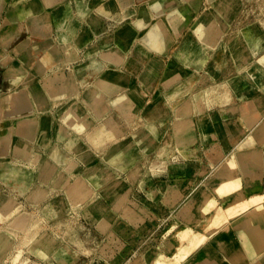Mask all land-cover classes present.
<instances>
[{"label":"crops","instance_id":"obj_1","mask_svg":"<svg viewBox=\"0 0 264 264\" xmlns=\"http://www.w3.org/2000/svg\"><path fill=\"white\" fill-rule=\"evenodd\" d=\"M107 2L111 5L108 9ZM28 3L35 4V15L24 13ZM229 3L230 0H57L52 3L49 0H0V71L4 73L0 75V171L11 164L26 168L31 175L23 189L11 187L0 179V199L5 201L0 206V237L5 243L0 250V264L14 260L21 251V242L25 241L21 227L37 223V209L53 198L61 179H69L61 165L52 162L50 150H61L67 160L72 157L80 162L83 156L78 149L71 156L73 150L67 147L72 138L63 122L67 115L75 120L84 119L98 108L100 115L90 116L94 120L93 126L85 130L100 127L108 131L114 135L107 145L111 147L130 137L117 135L123 131L118 122H123L121 114L141 115L144 150L148 155L158 156L157 161L167 160L163 150L166 145L172 147L173 158L179 154L191 159L198 153L186 148L191 150L206 144L210 136L219 140H213L212 146L230 144L227 135L234 130L231 120L245 113L244 102L240 99L243 92H247L249 98L255 97V83L235 84L239 80L236 75V79L234 76L223 80L229 87L221 92L210 86L205 101L199 102L193 94L198 92V76L204 73L208 77H217L212 71L218 65L216 53L221 46L224 48V37L231 30ZM62 14L65 16L63 26L60 24ZM121 31L126 37L122 38ZM202 33L208 37L220 36L216 37L215 43L209 44L201 39ZM151 35H155L157 41L162 40L152 43ZM203 47L206 55L196 58L195 51ZM46 55L51 57L40 75L35 63ZM224 59L223 67L230 65L238 71L241 69V64ZM224 70L220 74L222 78ZM108 75L125 84L120 90L107 93L99 86ZM208 77L205 80L203 77V82H207ZM165 81L173 84L166 86ZM28 82L32 84L25 90L16 85ZM232 84L236 89L231 88ZM177 88L181 92L178 93ZM35 91L43 94L46 104H38ZM206 91L196 95L203 97ZM21 99L27 101L32 114L42 115L40 121L43 117L47 121L45 141L41 142L37 137L27 140L21 131L18 133L20 117L15 114ZM181 118L190 125L181 127ZM125 125L127 131L130 124ZM80 139L82 148L89 146L86 135H81ZM99 149L93 150V157L99 158L92 168L101 165L103 160ZM82 168L78 163L71 176ZM83 171L86 173L87 170L83 168ZM179 171L181 165H170L165 175H158L168 176V180L152 184L148 192L150 207L169 211L171 228L174 226L172 215L179 212L181 204L184 205L193 192L189 181L183 184L175 178ZM131 172L129 178L132 179L133 170ZM149 182H153L152 179ZM38 188L46 195L36 201L34 193ZM12 229L18 230V234H10L8 231ZM235 233L238 234V230L234 232L238 239L239 235ZM109 238V242H115V236ZM36 240L37 235H34L27 241L29 256L37 259L38 255L31 250ZM258 261L254 264H259ZM109 262L112 263V259Z\"/></svg>","mask_w":264,"mask_h":264},{"label":"rangeland","instance_id":"obj_2","mask_svg":"<svg viewBox=\"0 0 264 264\" xmlns=\"http://www.w3.org/2000/svg\"><path fill=\"white\" fill-rule=\"evenodd\" d=\"M229 14L231 30L224 37L226 43L224 48L221 46L216 53L218 65H215L212 70L217 77H208L204 73L202 76H198V92L194 91L193 94L199 102L205 101L206 98L196 94H199V92L202 94L204 90L209 91L210 86L221 84L223 80H228L234 76L236 79V75L239 76V80L235 84L244 85L247 82L245 72L250 69L256 71L255 64L261 63L260 61L264 59V57L262 58L264 55V0H230ZM1 25L2 23H0ZM248 29L250 34L252 33L249 36L245 34ZM218 38L211 39V41L209 39L210 44L215 43ZM253 39L254 42H252ZM243 46H248L257 59L254 64H252L253 60L251 61V58L250 61L234 58V50H236L234 48ZM198 50L202 53L201 58H204L206 49L203 47ZM223 58L229 60V63L241 64V69L238 71L230 65L223 67L221 65ZM224 68L225 74L222 78L220 74H222ZM259 70H264V63L258 68ZM212 71L209 73H212ZM0 75L3 76L4 73L0 71ZM203 77L204 80L207 77L209 78L207 82H203ZM243 80H246V82H243ZM16 85L18 86V83ZM232 87L236 89L234 84H232ZM185 88L189 89L187 85ZM217 90L221 92L222 89ZM241 101L244 102L243 106L246 107V109L244 108L245 113L239 115V118L231 120L234 130L229 131L227 135L230 144L212 146L211 142L213 140L214 142L219 140L210 136L207 138L206 144L202 143L198 147H192L191 150L188 147L186 148L190 152L195 153L197 151L198 153L193 155L191 159H186L179 154L173 158L172 147L166 145L163 150L164 157L167 160L157 161L158 156L148 155L144 150L141 139L143 129L141 115L137 114L132 117L129 114H121L123 122H120V120L118 122L120 130L123 131L117 135H123V137L128 135L130 137L119 140L118 145L102 148L101 156L103 160L101 164H103V171L106 174L101 185L93 184L92 181L88 180L87 174L83 173V168L85 170L91 169L99 158V156L97 158L93 157L94 148L91 151V156L87 151L89 147L85 146L78 150L80 155L83 154L80 162L73 160L72 157L68 161V168H71V172L77 167L78 163L80 168L81 166L83 168L80 171L75 170L73 176L71 174L67 175V179L69 178L67 181L61 179L60 186L56 189L57 192L54 193L53 198L37 209V223L39 222V228L41 227L36 234L37 238L38 240L47 237L49 239L50 249H48L46 256L38 255L37 259L30 257L28 254L29 242L23 241L21 242V251L18 250L21 256L16 260V264H128L136 257L140 258L143 257V254L147 255V250L155 253L156 248L161 250L163 256L169 258L168 263L163 264H169L171 260L176 259V254L188 245V237L184 238L180 232L176 233L173 228L177 226L171 228L169 211H166V209L158 210L148 205L150 202L148 192L153 186L152 184L157 185L158 181L168 180V176L158 177V175H165L170 165H181V171L178 172L179 174L177 173L175 178L182 180L183 184L189 181V188L193 192L187 198V202L184 205L181 204L178 212L179 218H176L177 220L174 222L179 227L181 225L190 226L187 217L198 215L192 207L196 205L200 189L208 185L210 186L208 187L209 190L213 194L215 193L213 191L214 187L220 181L217 177L218 169L215 168L220 166L222 158L229 157L238 150L258 153L264 149V130L257 131V129H253L254 126L262 125V122H264V99L260 98L257 105H255L258 108L259 115L251 118L248 105L245 101ZM126 121L129 123H125ZM109 122L115 124L111 120ZM125 124H130L127 131L124 128L126 127ZM129 142L137 145L136 150L129 149ZM126 149H128V152H125ZM78 151H71V156H74ZM111 152L112 154H110ZM108 155L111 157L107 158ZM218 156L220 157L218 158ZM132 170L133 178L131 179L129 176H131ZM254 172L255 174L250 177H243L241 172H237L236 174L242 178V181H240L242 184H239L233 191L241 190L246 197H250L252 191L264 194V168L256 169ZM151 179L154 183H148ZM113 184H116V191L111 189ZM89 189H91V192ZM119 196L124 198L123 205L120 208L115 206V199ZM214 197V201L216 200L222 206H225L226 201L223 197ZM262 202L264 200L258 203L261 205ZM97 203L100 206H95ZM236 209L242 211L241 207H236ZM185 211H187V216L183 214ZM210 211V208H206L203 217L208 216ZM109 217L113 219L111 222L113 226L108 231L102 228L101 223ZM223 222L224 220L221 221V223ZM243 222L244 219L233 226H231L229 220L226 222L230 227L229 233L233 237L236 236L233 235L235 230H238L235 225ZM197 226H195L196 229L201 230V226ZM195 227L193 230H195ZM110 236L116 237L115 242H109ZM166 238L168 241L166 240L161 246H157ZM220 240L230 243L228 235L221 237ZM214 245H217L216 241L211 242V246ZM260 254L261 257L257 259L259 260L258 263L264 264V246L261 247ZM196 256L193 261H198V264L212 263L204 248H201ZM211 256H214V252H211ZM110 259H112V263H107ZM144 260L146 264L152 263L146 258ZM12 261L8 264H13Z\"/></svg>","mask_w":264,"mask_h":264},{"label":"bare ground","instance_id":"obj_3","mask_svg":"<svg viewBox=\"0 0 264 264\" xmlns=\"http://www.w3.org/2000/svg\"><path fill=\"white\" fill-rule=\"evenodd\" d=\"M56 1L57 0H49L50 3L56 2ZM105 5H106L107 9L111 6L109 2H107ZM35 9H36L35 4L28 3L25 6L24 13L26 15H35ZM156 16H158V14ZM64 17H65L64 14H62L61 15L62 19H60L61 25L65 24V23H63ZM22 18H24V15H22ZM214 19H215V17H214ZM245 34L249 36L252 33L250 34V30L248 29L245 32ZM121 35H122V38L126 37V34L122 31H121ZM218 36H220V34H215L213 37L216 38ZM214 38L208 37L207 35H205L203 33L201 35V39L204 42H206V41L209 42V39L211 41V39H214ZM150 39L152 40V43H155V44H157L161 41V39L159 41H157L158 39L155 35H151ZM33 41L34 40H32V42ZM9 42H11V41H9ZM252 42H254V39ZM209 44H210V42H209ZM35 45H36V43H35ZM234 49H236V50H234V58L235 59L238 58V59L250 61V58H251V61L254 60L253 62L254 63L256 62L257 59L253 56V54L250 51V49L248 48V46L237 47ZM193 51L194 50H192V52ZM195 52H194L195 53L194 56H196V58L201 59L202 53H200L199 50H196ZM35 55H36V53H35ZM49 57H51V55H46L43 57V59H41L40 61L35 63L36 64L35 68L39 71L40 75H43V72H44L43 70L45 69V66L49 60ZM263 57H264V55L262 56V58ZM31 60H33V58ZM260 62L261 63H257L254 66L257 68L256 71L254 69H250V70L246 71L244 74L245 78L247 79V82L248 83L249 82L255 83V87H256L255 97H253L254 95L252 94L253 99L249 98V95L247 92H245V93L243 92L242 97H241L242 99H240V100L245 101L246 105H248V107L250 109L249 110L250 111L249 112L250 118L252 116L259 115L258 108L255 105H257L258 100L260 98L264 99V70L258 71V68L262 65V63H264V59L261 60ZM256 65H259V66H256ZM17 78H19V77H17ZM245 82H246V80H245ZM31 84L32 83H30V82H28V84H23V83H22V85L18 84V88L24 90L26 87L30 88ZM123 84H125V82L123 80L117 79L114 76L108 75L107 78H104L102 80L99 87L102 88L107 93H113L115 91L120 90L122 88ZM172 84H173L172 81H168L165 83L166 86H168V85L171 86ZM228 87L229 86L227 85V83L222 82V84H220V85L218 84L216 86H213V89H225V88L228 89ZM177 92L178 93L181 92L179 88H177ZM34 96H35V99L37 100L38 104H43V105L46 104L45 97L43 96V94L41 95L40 93L36 92ZM203 97L208 98L209 97V91H206V93L203 95ZM20 101H21L20 107L18 108V111L15 114L16 116L20 117V119L17 120L18 129H19L18 133H20L19 131H21L22 132L21 135L27 140H33L37 137L39 141H41V142L45 141V139H46L45 126H46L47 121H45L44 117L41 118V121H40L39 118L42 115L39 113L36 115L32 114L30 112V106L26 100L21 99ZM245 109H246V107H245ZM25 113H26V115H24ZM93 115L94 116L100 115L98 108L96 109V111L94 112ZM93 115H87L86 118L77 119V120L72 119V116H68V115L66 117H64V119H63L64 125L66 126V128L68 129V131L70 132V134L72 136L71 140H69L67 143L68 149L80 150L82 148V145H80V140H81L80 137L83 134L86 135V140H87V143L89 145L88 146L89 148L87 149V151L89 154H91V156H92L91 151L93 150V148L95 151H98L97 150L98 148H100L102 150V148H104L105 146L110 144V141L112 140V137H114V135L111 136L110 135L111 133L109 134L108 131L107 132L103 131V129L100 127L94 129L93 131H89V130L86 131L85 130L86 127H90V126L92 127L93 126L92 124L94 122L90 118V116H93ZM243 120H244V118H243ZM187 123H189V121L181 118V124H179V125L181 127L185 128V127H188L190 125V124L187 125ZM199 129H203V128H199ZM253 129L254 130L257 129V131H263L264 130V122H262V125L260 124L259 126L258 125L254 126ZM23 137H21V138H23ZM95 144H99L98 145L99 147L96 146V148H95L94 147ZM128 147L131 150L132 149L136 150V146L133 142H129ZM125 152H128V149H126ZM50 154H51V158L53 160L52 162H54V164L59 163V165H61V168L64 169V172L67 173L66 175H69L72 173L71 168H68V161L69 160L66 159L67 158L66 155L61 150L53 148L50 150ZM115 156H116V153H115ZM219 157L220 156H218V158ZM4 159H3V161H4ZM34 161H36V159ZM10 165H7L4 169H1L0 179L3 182L9 184L11 187H14V188L18 187L19 189H23L25 186H27V184L29 182V177L31 176L29 170H27L24 167H19V166L13 167ZM67 168H68L69 172L67 171ZM262 168H264V149H263V151L258 152V153L257 152H245V151L238 150V151L233 152L229 157L222 158L220 166L218 168H215V169H218L217 177L220 179L219 183L214 187L213 191L215 193L213 194L209 190L208 187H210V186H208V185L205 187H202L200 189V193H199L200 195H199V197H197L198 200L196 202V205L194 207H192V209H194V211H196V213L198 215L197 216H191L190 215L189 218L187 217V220H188L190 226L181 225L179 227L175 223L177 220L176 218H179V214L177 213V214L172 215V216H175V220H174L175 222L173 225L177 226V227H174L173 229H175L176 233L180 232V234H182L184 238L188 237L189 242L185 248L183 247L180 250V252L176 254V259L171 260L169 262V264H198V261L194 262L193 260H194V258L197 257L196 255L201 248L206 249L208 257L210 258V261L212 262L209 264H254L255 261H257V259L259 257H261V254L259 255V252L261 251V247L264 246V202H262L261 205L258 202L261 200H264V194H260L258 192L256 193V192L252 191V194L250 195V197H246V195L241 190L234 192L233 189L236 188L237 186H239V184H242V182H240V181H242V178H241V176H238L236 174L237 172H241L243 174V177H250L251 175L255 174L254 171L256 169L259 170ZM103 170H104L103 164L97 165L96 167L87 170L86 174H87L88 180L92 181L93 184L101 185V182L104 179L105 174H106V172L104 174ZM66 178H67V176H66ZM54 185L56 186L57 183L56 184L54 183ZM59 186H56V188H58ZM72 187H73V185H72ZM113 187H111V189H113V191L114 190L116 191V189H115V188H117L116 184L115 185L113 184ZM11 191H13V189ZM89 191L91 192V189H89ZM249 192L251 193V191H249ZM45 195L46 194L43 192V190L41 191V189L38 188V190L34 193V197H35L34 199L36 201H39V200L43 199L45 197ZM214 196L223 197V199L226 201L225 206H222L216 200L214 201V198H215ZM7 201L9 203V200H6V202ZM123 202H124L123 197H121V196L116 197L115 204L118 208H120L123 205ZM3 203H5V201L3 202V200L0 199V206ZM98 204L99 203H97V205H95V206H100ZM205 207L210 208L211 211L209 212L208 216L203 217L205 210H206ZM236 207H241L242 211L237 210ZM100 209H101V207H100ZM186 209H187V207H186ZM0 214H1V212H0ZM51 214H52V212H51ZM183 214L186 216L188 215L187 211H185V213H183ZM242 219H244L243 223H241V224L239 223V224L235 225V226H237V229H238L237 235H239V239H236V236L233 237L229 233L230 227H229L228 223H226V222L229 220V223L232 224L231 226H233L235 223L241 221ZM112 220L113 219L110 217L107 218V220L105 219L101 223L102 228L104 230L109 231V229L113 226L111 224ZM222 220H224L223 223H221ZM38 223H33L32 225L27 224V225H23L21 227L22 228L21 229L22 235H24V237H25L24 242H28L27 240L33 238L34 235H36L39 232V229L41 227L39 228ZM224 224H226L227 226H225ZM197 225L201 226V230L196 229L195 226H197ZM218 226H220V227H218ZM194 227H195V230H193ZM8 232L14 236L18 234V230H14V229H12L11 231H8ZM181 232H184V233H181ZM23 233H25V234H23ZM225 235H228L230 237V243H227L225 241L220 240L221 237H224ZM47 238H45V239L42 238L38 241H34L32 243L31 250L34 251V253L36 252L37 255L46 256L48 249H50L49 239H47ZM2 240H3V238L0 237V250L3 249V247L5 245V243H2L3 242ZM212 241H216L217 245H214L212 247L211 246ZM211 252H214V256H211ZM20 254L21 253H19V252L17 253V255L14 257L13 262H16V260H18V258L21 256ZM145 258L148 259L149 262H152L151 264L168 263L167 261L169 260V258L167 256H163V254L161 253V250H158V248H156L155 253H152V251L147 250V255L143 254V257H140V258L136 257V258H134L135 260L129 261L128 264H146V262L144 260ZM249 258L251 259V262L249 261L250 260ZM199 263H200V261H199Z\"/></svg>","mask_w":264,"mask_h":264}]
</instances>
